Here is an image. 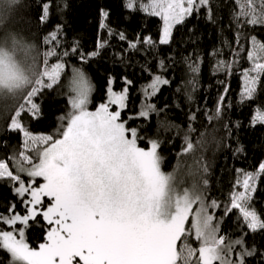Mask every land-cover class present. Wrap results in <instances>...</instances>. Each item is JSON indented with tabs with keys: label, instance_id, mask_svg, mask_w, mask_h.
Returning <instances> with one entry per match:
<instances>
[{
	"label": "snow or ice",
	"instance_id": "obj_1",
	"mask_svg": "<svg viewBox=\"0 0 264 264\" xmlns=\"http://www.w3.org/2000/svg\"><path fill=\"white\" fill-rule=\"evenodd\" d=\"M122 6L130 15L143 13L161 22L156 40L147 36L129 41L137 51L171 44L176 26L201 12L209 22H217L214 0H123ZM20 7L21 0H0V133L21 137L19 150L13 148L0 158V183L10 184L24 206L17 211L13 202L0 210V250L10 254L9 264H264V249L254 242L255 234L264 237V215L253 205L264 163L258 171L238 170L226 199L220 201L209 195L203 160L198 162L200 175L192 173L190 186L179 187L174 174L163 170L164 141L147 136L146 129L133 123H147L167 109L149 102L162 86L173 83L162 72L141 89L145 102L138 113L129 114L131 80L125 77L116 91L115 78H108L107 102L89 110L95 85L81 68L72 67L68 110L57 117L51 132L31 130L29 122L42 115L38 99L60 83L68 60L87 63L100 52L84 53L78 41L65 46V25L53 19L68 7L66 0H35L36 27L52 24L39 42L31 37L32 24L20 16ZM225 7L233 39H222L223 47L212 55L219 58L229 49L231 59H216L215 71L228 75L240 69V102H252L258 90L264 91V40L252 34L258 26L264 33V0H229ZM100 15V28L112 36L106 23L109 12L102 8ZM118 35L121 41L127 39L122 32ZM106 46L100 41L97 48ZM184 59L193 74L188 83L195 87L201 58ZM241 60L249 66L243 67ZM166 67L160 60L159 68ZM218 83L223 89L213 108L202 113L209 124L220 121L231 107L226 100L230 85L226 80ZM187 99L192 100L191 93ZM254 113L250 123L264 126V108L256 107ZM196 119L195 113L189 117ZM173 128L179 135V126L158 120L157 133ZM195 131L189 123L178 158L193 152L190 133ZM7 147V140L0 141V148ZM37 217L46 223V232L33 248L24 238L25 229ZM229 217L235 236L222 232Z\"/></svg>",
	"mask_w": 264,
	"mask_h": 264
},
{
	"label": "trees",
	"instance_id": "obj_2",
	"mask_svg": "<svg viewBox=\"0 0 264 264\" xmlns=\"http://www.w3.org/2000/svg\"><path fill=\"white\" fill-rule=\"evenodd\" d=\"M214 2L218 8L216 23L209 22L201 12L183 25L176 26L171 44L159 46L157 50L144 46L137 51L129 47V41L147 36L156 40L161 23L159 18L147 17L143 13L130 15L129 10L122 6L123 0H66L68 7L58 14V20L53 19V23L60 22L65 25V46L78 41L80 51L89 53L98 50L100 54L89 57L87 63H81L75 58L68 60L69 69L61 77L60 83L53 90L45 92L42 99H38L42 115L39 119L29 122L31 130L37 134L51 132L57 126V117L68 110L66 100L72 94L69 77L73 66L83 68L95 85L92 103L89 105L91 109L107 101L108 78H115L116 83L113 87L117 90L123 86L125 77L131 80L133 83L129 87L126 110L129 114L138 113L145 102L141 89L151 81L154 74L162 72L173 83L170 86H162L160 92L149 102L155 104L158 109L167 105V109L159 117L153 114L151 121L147 123L143 120H136L133 123L146 129L147 136L164 141L161 145V155L165 158L164 171H172L181 165L182 170L195 173L198 177L200 175L197 171L198 162L203 160L208 165L205 176L209 181V195L220 201L225 200L237 178L238 170L258 171L259 164L264 163V126H253L250 123L255 114L254 109L264 108V91L258 90L254 101L241 103L239 93L243 88V79L240 69H235L228 75L215 71L216 59H231L228 54L230 50L225 49L223 56L219 58L213 57L212 53L215 49L223 47L222 39L228 41L233 39L234 30L229 27V10L225 7L229 0H214ZM34 7L35 0H21L19 14L31 22L30 35L39 42V37L51 28L52 24L36 27ZM102 8L109 12L106 23L113 29L112 36L107 34V29L100 28ZM121 32L127 37L126 40L119 39L118 33ZM252 34L264 40V33L259 31V26L258 31ZM100 41H105L107 46L98 49L97 45ZM189 56L192 60L200 57L202 61L200 72L195 77L198 82L195 87L188 83L193 79V74L184 58ZM160 60H164L166 70L159 68ZM240 64L243 67L249 66V63L243 60ZM220 80H226L230 85L226 100L231 107L226 109L220 121L209 124L202 113L206 107L213 108L218 92L223 89L218 83ZM177 87L180 88L179 92L175 91ZM188 93H191V101L187 99ZM192 113L196 114L195 121L189 120ZM158 120H166L172 125L179 126L180 134L177 135L175 128L169 131L161 129L157 133ZM3 123L4 121L0 120V126ZM189 123L196 129L195 132L190 133L194 150L178 158L182 137ZM237 123L239 127L235 126ZM224 124H228L227 129ZM4 140H7L8 147L0 148V158L10 155L13 148L16 150L20 148L21 137L17 134L0 133V141ZM241 147L243 151L237 152L236 150ZM13 202L17 203L16 210L22 212L24 206L17 202L11 185L7 182L0 183V210ZM253 205L264 215V176L257 181ZM217 213L219 214V210ZM235 228L231 217L222 225V230L233 236L238 234ZM45 232L46 223L37 217L36 221L30 222L29 227L25 229L24 238L30 247L36 248L43 242ZM248 242H253L251 235ZM254 242L257 247L264 249V237L261 234H255ZM9 260L10 254L0 250V264H9Z\"/></svg>",
	"mask_w": 264,
	"mask_h": 264
},
{
	"label": "rangeland",
	"instance_id": "obj_3",
	"mask_svg": "<svg viewBox=\"0 0 264 264\" xmlns=\"http://www.w3.org/2000/svg\"><path fill=\"white\" fill-rule=\"evenodd\" d=\"M73 67L81 68V67H78V66H73ZM81 69L85 72V70L83 68H81ZM86 75H87V73H86ZM69 87H70V90H71V75L69 77ZM114 90L119 91V90H117L115 88H114ZM106 102L107 101H105V103ZM113 107H115V106H113ZM89 110H95V108H93V109L89 108ZM165 172H172L174 174L175 179H176L177 184H178L179 187H188L192 183V179H193L192 174L190 172H187V171L182 170L181 165L180 166H177L172 171H165ZM222 232H226V231H223L222 230Z\"/></svg>",
	"mask_w": 264,
	"mask_h": 264
}]
</instances>
